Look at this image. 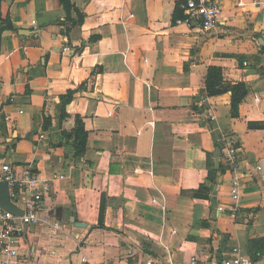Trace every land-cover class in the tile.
Segmentation results:
<instances>
[{
	"label": "crops",
	"instance_id": "1",
	"mask_svg": "<svg viewBox=\"0 0 264 264\" xmlns=\"http://www.w3.org/2000/svg\"><path fill=\"white\" fill-rule=\"evenodd\" d=\"M187 1L72 0L84 22L67 33L61 0H0V154L52 180L49 222L12 264H264V0H211L222 14L208 32ZM77 117L80 159L63 135Z\"/></svg>",
	"mask_w": 264,
	"mask_h": 264
},
{
	"label": "built area",
	"instance_id": "2",
	"mask_svg": "<svg viewBox=\"0 0 264 264\" xmlns=\"http://www.w3.org/2000/svg\"><path fill=\"white\" fill-rule=\"evenodd\" d=\"M239 4L243 2L239 0ZM186 12L192 19L201 22L205 32L215 28L219 23L222 9L211 0H188ZM69 48H65L67 50ZM247 65V62H244ZM205 100V99H203ZM7 117V120H10ZM154 125V121H150ZM44 138V135H41ZM224 165H227L232 173L231 196L238 202L242 191V173L238 160V148L228 147L224 152ZM61 178H64L61 175ZM5 182L8 187L11 202L22 212L16 214L0 205V264H12L20 255L23 238L28 234L30 226H37L42 222H49L43 219L42 212L45 209L46 199L51 192L52 180L41 175L37 170L25 169L19 172L17 167L5 160L0 154V183ZM156 202V200H154ZM53 227L60 229L55 223ZM264 254H261V259ZM82 261L85 264H92L86 256ZM258 262L247 256H235L224 258L219 261L203 262L197 257H192L189 264H257ZM129 264V263H118ZM140 264H156L153 259H146Z\"/></svg>",
	"mask_w": 264,
	"mask_h": 264
},
{
	"label": "trees",
	"instance_id": "3",
	"mask_svg": "<svg viewBox=\"0 0 264 264\" xmlns=\"http://www.w3.org/2000/svg\"><path fill=\"white\" fill-rule=\"evenodd\" d=\"M61 3L64 5L65 9L67 10L69 16L67 17V19L65 21H63L61 24L63 26V28L65 29V31L67 33L70 32V30L75 27L78 24H82L84 22V15L82 14V12L72 3V0H61ZM186 3V2H185ZM75 10L78 14V19H74L71 17V12L72 10ZM185 18V15L181 16L178 14V8L176 10L175 13V20H177L178 18ZM11 25V24H10ZM12 26V25H11ZM10 26V27H11ZM240 85V84H239ZM243 85L241 84L238 89L242 88ZM75 95V91H69L66 95L62 96V100H63V104H64V112H63V116H66V112H65V105H67L69 102L72 101L73 97ZM238 103L239 100H237L236 98V94L234 95V99H233V114L236 113L237 107H238ZM64 139L65 141H70L72 140V143L76 149V157L77 158H82L85 153H86V145H87V140H88V132L85 129V125L83 120L80 117H77V123H76V127L74 128V130L70 133L68 132H64ZM219 145V144H217ZM220 147V145H219ZM221 171H225V167L223 165H221ZM205 186H202V188L200 190L194 191L193 192V196L196 197H200V196H204L205 194H203V190H205ZM104 213V205L103 208L101 210V218H102V214Z\"/></svg>",
	"mask_w": 264,
	"mask_h": 264
},
{
	"label": "water",
	"instance_id": "4",
	"mask_svg": "<svg viewBox=\"0 0 264 264\" xmlns=\"http://www.w3.org/2000/svg\"><path fill=\"white\" fill-rule=\"evenodd\" d=\"M217 155L219 157L222 155L219 148L217 149ZM0 205L16 214H22V212L11 202L8 187L5 182L0 183ZM78 225L86 226L84 223H78Z\"/></svg>",
	"mask_w": 264,
	"mask_h": 264
}]
</instances>
